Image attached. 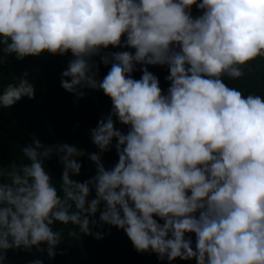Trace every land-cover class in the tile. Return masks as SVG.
<instances>
[{
	"label": "clouds",
	"instance_id": "9594fccd",
	"mask_svg": "<svg viewBox=\"0 0 264 264\" xmlns=\"http://www.w3.org/2000/svg\"><path fill=\"white\" fill-rule=\"evenodd\" d=\"M0 45L17 59L70 51L61 86L77 97L100 89L112 101L90 130L99 154L88 153L96 172L87 180L74 178L83 149L36 137L21 148L27 163L0 168V264L8 250L41 244L53 257L62 242L56 222L100 238L97 212L138 252L169 264H264V96L222 78L264 58V0H0ZM109 45L135 51L104 52ZM94 56L111 64L102 80ZM147 65H167L166 93ZM27 77L6 85L0 107L34 98ZM114 138L118 161L106 169ZM53 156L59 189L45 168Z\"/></svg>",
	"mask_w": 264,
	"mask_h": 264
},
{
	"label": "trees",
	"instance_id": "16d2710c",
	"mask_svg": "<svg viewBox=\"0 0 264 264\" xmlns=\"http://www.w3.org/2000/svg\"><path fill=\"white\" fill-rule=\"evenodd\" d=\"M191 13L195 18L202 14V10L194 4L191 6ZM2 47L0 45V48ZM103 51L134 52L135 50L109 45ZM72 58L70 51L64 55L44 51L39 55H29L23 59H17L14 54L0 51V92L7 84L17 81L25 72L28 73L27 78L35 88L34 98L29 99L24 96L11 107H0V168L8 170L13 165L19 167L27 163L21 148L31 144L32 138L36 137L45 145L68 143L84 150L85 155L78 158L82 166L80 174L74 177L76 180L83 182L95 174V164L89 159L88 153L99 154V149L91 141L90 130L96 127L102 116L110 112L112 101L100 89H83L86 95L77 97L61 86V73ZM92 59L99 65L97 79L102 80L111 64L100 63L99 56H94ZM146 67L158 77L162 92L166 93L170 86V81L166 79L169 75L167 65ZM140 68L141 66L137 65L132 73L133 78L141 77ZM242 71L244 75L239 78L233 79L227 76L222 78L229 87L237 88L244 95L251 93L264 96V58L258 57L255 61L249 62V65L242 66ZM115 127L125 133L128 130L126 125L118 121ZM115 143L114 138L113 147L102 154V162L106 169L118 161ZM45 163L46 170L52 174V182L59 189L62 165L55 156ZM92 198L94 193L88 197L89 200ZM94 218L98 223L92 227V232L101 233L100 238H96L93 234L79 233L75 225L56 222L53 227L60 231L62 242L54 249L53 257L47 255V245L41 244L40 247L44 251H39L36 247L31 250H8L6 253L8 264H30L36 259H40L43 264H169L167 259L158 260L154 252H138L122 229L100 224L99 212ZM154 218L159 221V218ZM186 236H191L192 246L195 249V234L187 233ZM171 264H196V261L194 258L191 260L176 258Z\"/></svg>",
	"mask_w": 264,
	"mask_h": 264
}]
</instances>
